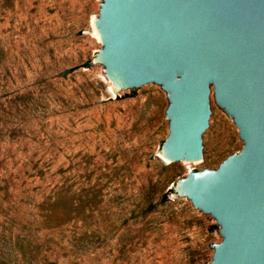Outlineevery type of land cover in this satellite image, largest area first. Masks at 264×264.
Segmentation results:
<instances>
[{"label": "rangeland", "instance_id": "obj_1", "mask_svg": "<svg viewBox=\"0 0 264 264\" xmlns=\"http://www.w3.org/2000/svg\"><path fill=\"white\" fill-rule=\"evenodd\" d=\"M101 0H0V264H208L219 225L168 189L239 150L212 96L208 161L161 155L167 93L112 95Z\"/></svg>", "mask_w": 264, "mask_h": 264}, {"label": "water", "instance_id": "obj_2", "mask_svg": "<svg viewBox=\"0 0 264 264\" xmlns=\"http://www.w3.org/2000/svg\"><path fill=\"white\" fill-rule=\"evenodd\" d=\"M94 25L96 65L120 96L167 93L169 162L208 161L213 90L242 146L189 170L172 193L219 225L208 264H264V0H101Z\"/></svg>", "mask_w": 264, "mask_h": 264}, {"label": "bare ground", "instance_id": "obj_3", "mask_svg": "<svg viewBox=\"0 0 264 264\" xmlns=\"http://www.w3.org/2000/svg\"><path fill=\"white\" fill-rule=\"evenodd\" d=\"M94 18H95V17H94ZM94 18L91 20V21H92V26H93L92 29H94V33H93V34H95V35L98 37V39H100V38H99L98 31H97V28H96V26L94 25ZM108 89H109V91H110V93H111L112 95H115L116 90L114 89V87H113L111 84L108 86ZM161 156L163 157V155H161ZM164 159H166V158H164ZM166 160H167V159H166Z\"/></svg>", "mask_w": 264, "mask_h": 264}, {"label": "trees", "instance_id": "obj_4", "mask_svg": "<svg viewBox=\"0 0 264 264\" xmlns=\"http://www.w3.org/2000/svg\"><path fill=\"white\" fill-rule=\"evenodd\" d=\"M174 184V183H173ZM169 192H173V186L168 189Z\"/></svg>", "mask_w": 264, "mask_h": 264}]
</instances>
